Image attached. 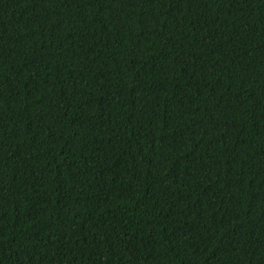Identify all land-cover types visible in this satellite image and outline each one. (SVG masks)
<instances>
[{
    "label": "trees",
    "instance_id": "obj_1",
    "mask_svg": "<svg viewBox=\"0 0 264 264\" xmlns=\"http://www.w3.org/2000/svg\"><path fill=\"white\" fill-rule=\"evenodd\" d=\"M0 264H264V0H0Z\"/></svg>",
    "mask_w": 264,
    "mask_h": 264
}]
</instances>
